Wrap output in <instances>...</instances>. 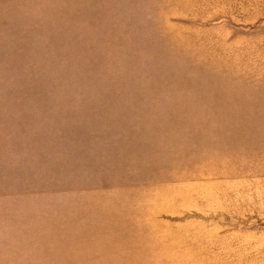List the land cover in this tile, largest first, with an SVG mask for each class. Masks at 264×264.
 <instances>
[{
	"label": "rangeland",
	"instance_id": "1",
	"mask_svg": "<svg viewBox=\"0 0 264 264\" xmlns=\"http://www.w3.org/2000/svg\"><path fill=\"white\" fill-rule=\"evenodd\" d=\"M0 264H264V0H0Z\"/></svg>",
	"mask_w": 264,
	"mask_h": 264
}]
</instances>
